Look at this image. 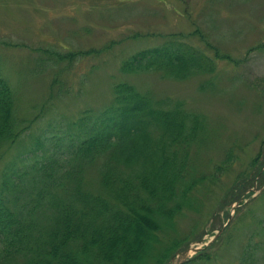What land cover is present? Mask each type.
Listing matches in <instances>:
<instances>
[{"label": "rangeland", "instance_id": "rangeland-1", "mask_svg": "<svg viewBox=\"0 0 264 264\" xmlns=\"http://www.w3.org/2000/svg\"><path fill=\"white\" fill-rule=\"evenodd\" d=\"M168 39L200 50L211 71L178 78L122 67ZM0 68L27 126L0 146V195L22 170L69 154L113 85L127 82L202 116L187 165L201 178L195 208L160 233L165 244L183 237L161 264L203 253L186 264H264V0H0ZM83 176L98 189L92 168Z\"/></svg>", "mask_w": 264, "mask_h": 264}, {"label": "trees", "instance_id": "trees-1", "mask_svg": "<svg viewBox=\"0 0 264 264\" xmlns=\"http://www.w3.org/2000/svg\"><path fill=\"white\" fill-rule=\"evenodd\" d=\"M168 41L138 51L122 67L178 78L211 71L212 61L200 50ZM112 91L69 154L36 163L1 185L10 195H0V264H161L181 248L183 237L165 244L160 233L195 208L191 194L201 178L187 165L202 116L127 82ZM13 103L0 68L2 147L27 127L16 119ZM230 161L227 156L215 176ZM91 168L96 190L83 176Z\"/></svg>", "mask_w": 264, "mask_h": 264}, {"label": "water", "instance_id": "water-1", "mask_svg": "<svg viewBox=\"0 0 264 264\" xmlns=\"http://www.w3.org/2000/svg\"><path fill=\"white\" fill-rule=\"evenodd\" d=\"M186 253H187V250H185V251L181 252V253H180V255H181V256H185V255H186Z\"/></svg>", "mask_w": 264, "mask_h": 264}]
</instances>
